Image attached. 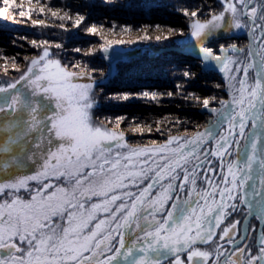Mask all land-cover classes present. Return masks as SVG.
Returning <instances> with one entry per match:
<instances>
[{
	"label": "snow or ice",
	"instance_id": "obj_1",
	"mask_svg": "<svg viewBox=\"0 0 264 264\" xmlns=\"http://www.w3.org/2000/svg\"><path fill=\"white\" fill-rule=\"evenodd\" d=\"M218 2L220 10L210 9L206 19L199 7L178 11L189 21V45L223 74L227 98L184 94V84L176 93L107 97L158 105L180 94L200 103L206 124L163 143L133 147L120 127L126 115L101 120L95 82H78L81 65L70 70L54 58L49 41H30L41 52L23 57L24 69L0 48L4 75L9 63L19 73L0 81V264H264V0ZM49 3L0 0V21L48 28L45 18H32L47 14L80 29L88 19ZM149 27L142 39H151ZM116 28L113 22L108 31ZM83 30L103 39L86 56L111 55L114 45L127 43L107 39L103 25ZM132 31L120 26V34ZM239 32L249 44L233 42ZM220 40L227 42L210 46ZM182 75L195 78L190 70Z\"/></svg>",
	"mask_w": 264,
	"mask_h": 264
},
{
	"label": "trees",
	"instance_id": "obj_2",
	"mask_svg": "<svg viewBox=\"0 0 264 264\" xmlns=\"http://www.w3.org/2000/svg\"><path fill=\"white\" fill-rule=\"evenodd\" d=\"M117 4L119 6H112L102 3L101 0H50L48 6L57 5L62 9L61 14L67 11L73 15L79 11L88 16L80 29L74 28L72 21L67 19L59 21L47 14L41 17L34 13L32 18H45V22L52 25L48 28L33 26L26 19L20 24L0 21L2 54L16 56L21 69H24L27 67V61L23 60V57L33 58L41 52L40 49H34L30 41H49L54 58L61 59L62 63L68 64L69 67L73 63L81 65L80 71L84 75L78 82H95L97 99L100 102L97 115L101 120L105 117L114 119L121 115L128 117L120 127L125 132L128 143L133 147L148 146L153 141L163 143L169 136L194 134L206 124L208 113L191 96L188 99L181 98L180 94L174 98L164 97L158 105L142 98L123 102L118 99L109 100L107 97L140 93L145 90L176 93V85L184 84L186 89V92L182 89L184 94L192 93L202 98L211 96L227 98L228 89L223 87L226 85L223 74L209 68L202 60L196 59L193 51L195 47L189 45L187 28L189 21L178 11L183 8L195 10L199 7L204 13L202 19H206L210 9L216 12L220 10L218 0H117ZM69 5L71 7H68ZM113 22L117 26V34L108 31ZM61 23L67 30L59 26ZM91 24L103 25V35L107 39H123L127 43L114 45L111 55L99 52L94 56L84 55L85 51L91 48L98 49L103 43L100 35L94 36L83 30ZM121 25H129L133 31L120 34ZM155 25H160L161 29L156 30ZM144 26H152L148 29L151 39H142ZM169 28L182 29L185 35L181 36L179 32L169 33ZM157 35L161 36V40L155 39ZM233 35L238 37L233 42L239 46L247 44L244 33ZM165 36L168 38L165 39ZM24 37L26 39H22ZM219 42L227 41L210 42V46L215 47ZM56 44L63 47L58 49L55 47ZM75 48L82 51L77 53L73 51ZM3 63V60H0V65ZM70 70L75 69L70 67ZM185 70L195 74L191 82H187L183 77L182 73ZM18 77L19 73L11 70L10 63L7 76L0 69V81ZM216 84L222 85V88L217 89L214 86ZM161 120L164 121L162 124L159 123ZM177 120L180 123H175ZM129 121L132 122L131 127ZM138 124L145 127L142 134L132 131ZM148 125L152 126L151 132L147 131ZM158 127L160 131L156 130Z\"/></svg>",
	"mask_w": 264,
	"mask_h": 264
},
{
	"label": "water",
	"instance_id": "obj_3",
	"mask_svg": "<svg viewBox=\"0 0 264 264\" xmlns=\"http://www.w3.org/2000/svg\"><path fill=\"white\" fill-rule=\"evenodd\" d=\"M248 41L250 42V38H248ZM193 51L195 52L196 59L202 60V59H201L202 53H200L199 50H198L197 48H194ZM118 57H122V55H118ZM204 63H205V62H204ZM205 64H206V63H205ZM206 65H207V64H206ZM207 66H208V65H207ZM208 67H209V66H208ZM209 68H213V69H215L216 71H218V69L215 68V67H209Z\"/></svg>",
	"mask_w": 264,
	"mask_h": 264
},
{
	"label": "rangeland",
	"instance_id": "obj_4",
	"mask_svg": "<svg viewBox=\"0 0 264 264\" xmlns=\"http://www.w3.org/2000/svg\"><path fill=\"white\" fill-rule=\"evenodd\" d=\"M242 33H244V32H239L238 34H239V35H242ZM233 34H237V33H233ZM233 36H234V35H233ZM247 44H248V42H247ZM247 44H245V45H247ZM217 72H219V71H217ZM252 223H256V221L253 220Z\"/></svg>",
	"mask_w": 264,
	"mask_h": 264
},
{
	"label": "flooded vegetation",
	"instance_id": "obj_5",
	"mask_svg": "<svg viewBox=\"0 0 264 264\" xmlns=\"http://www.w3.org/2000/svg\"><path fill=\"white\" fill-rule=\"evenodd\" d=\"M245 39H246V41H247V42H248V44H249L248 37H246V36H245ZM252 222H253V221H252Z\"/></svg>",
	"mask_w": 264,
	"mask_h": 264
}]
</instances>
